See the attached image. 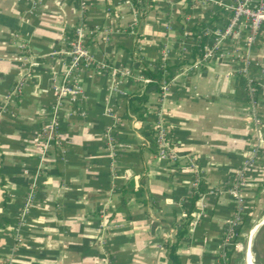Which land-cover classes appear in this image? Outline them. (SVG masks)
Segmentation results:
<instances>
[{
    "label": "crops",
    "instance_id": "1",
    "mask_svg": "<svg viewBox=\"0 0 264 264\" xmlns=\"http://www.w3.org/2000/svg\"><path fill=\"white\" fill-rule=\"evenodd\" d=\"M230 1L0 0V264H176L175 243L178 264H219L234 209L225 189L254 146L258 156L242 189L246 223L264 217V24L247 53L225 42L219 54L197 60L201 31L226 22ZM79 21L93 62L132 77L83 69L84 113L71 114L64 104L62 147L44 154L39 137L50 118L52 85L68 61L58 52ZM239 53L251 62L246 74ZM145 68H158L169 91L162 97L148 89L135 112L128 103L144 91L136 76ZM159 121L174 163L157 156ZM199 182L205 192L177 238L181 204ZM250 230L245 262L264 264V223L249 242ZM242 234L228 264L240 255Z\"/></svg>",
    "mask_w": 264,
    "mask_h": 264
},
{
    "label": "built area",
    "instance_id": "2",
    "mask_svg": "<svg viewBox=\"0 0 264 264\" xmlns=\"http://www.w3.org/2000/svg\"><path fill=\"white\" fill-rule=\"evenodd\" d=\"M229 16L226 22L220 27L210 28L204 27L201 31L199 39H203L201 43V55L197 59L198 62H203L214 55L219 54L221 45L225 42L231 43L235 47L236 52H241V49L247 53L249 49L258 39L261 32V27L264 24V0H231L229 5ZM187 35V34H186ZM185 35V36H186ZM89 32L84 24L79 21L74 30V36L68 42L65 50L58 52L65 55L68 61L65 66V72L62 75L61 81L58 84H53L52 95L53 102L49 107L50 118L48 123L41 128L40 142L43 145V153L52 150L56 146L60 149L62 142L59 139L58 128V112L67 104L71 114L83 115V110L80 107V102L85 98V95L79 85V76L83 69H87L95 65L98 68H108L103 62L95 64L93 58L86 47V39ZM239 53L241 74H246L249 65L251 64L247 55ZM55 54V53H54ZM163 67L161 66V71ZM111 79H114L117 74L120 77H132L129 70L117 71L109 69ZM261 78L264 81V69H261ZM141 88L147 84L155 82L143 74L136 76ZM169 79L158 82L160 94L162 97L169 91ZM249 93H253L254 88L248 84ZM107 147L110 152L111 160L116 157V147L111 137H106ZM154 144L157 148V156L165 159L168 163H174L177 156L170 148L167 132L163 124L159 121L155 131ZM258 148L252 147L249 155L242 161L240 167L233 174L231 183L225 191L233 200L234 209L231 219L227 227L222 233L221 250L219 253V264H228L225 251L231 248L241 249V244L237 242L238 229L241 226L243 217L248 211V205L242 194V189L245 184L246 177L249 171L254 167ZM112 168L114 162H112ZM111 168V170H113ZM196 185L194 182L193 186ZM4 264H12L11 260H7ZM108 264V263H107Z\"/></svg>",
    "mask_w": 264,
    "mask_h": 264
},
{
    "label": "trees",
    "instance_id": "3",
    "mask_svg": "<svg viewBox=\"0 0 264 264\" xmlns=\"http://www.w3.org/2000/svg\"><path fill=\"white\" fill-rule=\"evenodd\" d=\"M201 26V25H200ZM170 65H166L165 66V70L167 71V75L166 76H170L172 73L170 72ZM144 75L150 79H154L155 82L153 83H149L144 87V91L141 94H133L131 95L130 99H129V103H128V107L129 109H131L132 111L135 112H139L143 110V104L146 101V95H147V90L154 87V89L156 91H159V85L158 82L161 80V74H160V70L158 68L151 70L149 68H145L143 69ZM139 117L141 118V113L139 114ZM205 192V187L203 185L202 182H199L197 185L196 189H192L191 192L184 198L183 202H182V207L185 210V219H184V223H183V228H181L180 230H178L176 232V237L180 238L181 236H183L184 232L186 231V225L188 224V220L191 216V212L192 209L196 203V201L198 200V198ZM249 210L247 211V213L245 214V216L243 217V221L241 223V226L238 229V233L237 235L239 236L243 230H245V227L247 225L246 223V219L248 216ZM248 222V221H247ZM177 244H173L171 247V257L173 259V262L178 264L176 255L174 254V250L176 248ZM233 248L228 249L225 251L227 256H230V253L232 252Z\"/></svg>",
    "mask_w": 264,
    "mask_h": 264
},
{
    "label": "rangeland",
    "instance_id": "4",
    "mask_svg": "<svg viewBox=\"0 0 264 264\" xmlns=\"http://www.w3.org/2000/svg\"><path fill=\"white\" fill-rule=\"evenodd\" d=\"M256 223V221H250L245 227L244 234L241 235L240 241L242 243V250H240V255L239 257H233L232 264H246L245 262V244H246V239L248 236V232L251 229V227Z\"/></svg>",
    "mask_w": 264,
    "mask_h": 264
},
{
    "label": "water",
    "instance_id": "5",
    "mask_svg": "<svg viewBox=\"0 0 264 264\" xmlns=\"http://www.w3.org/2000/svg\"><path fill=\"white\" fill-rule=\"evenodd\" d=\"M264 223V217L258 222V223H256L253 227H252V229L250 230V237H249V242H250V239H251V236H252V234H253V232L261 225V224H263ZM248 246H249V244H248ZM247 259H248V261H249V263H251L250 261V251H249V247H248V249H247Z\"/></svg>",
    "mask_w": 264,
    "mask_h": 264
}]
</instances>
